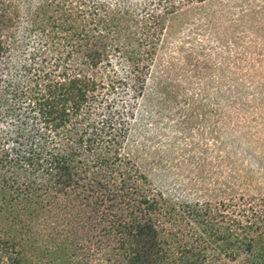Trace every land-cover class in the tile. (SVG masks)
Masks as SVG:
<instances>
[{
    "label": "rangeland",
    "instance_id": "rangeland-1",
    "mask_svg": "<svg viewBox=\"0 0 264 264\" xmlns=\"http://www.w3.org/2000/svg\"><path fill=\"white\" fill-rule=\"evenodd\" d=\"M30 1L34 9L42 0ZM82 1L105 4L101 6H107L108 13L105 18L100 9L83 24L106 29L109 43L120 35L136 46L140 35L134 34V23L128 18L117 23L113 5L120 1L128 9L143 12L157 0ZM15 3L20 15L25 12L24 3ZM25 20L18 23L24 50L34 47L25 39ZM159 38L156 50L151 43L143 46L149 55L144 72L136 69L133 59L138 55L111 56L97 69V82L106 86L99 95L105 93L107 102L91 121L99 126L103 119L112 120L113 126L99 127L102 137L116 144L100 147L98 153L77 151L91 161L116 152L118 164L113 170L104 165L96 168L103 176L101 182L121 190L111 213L122 222L157 218L169 242L177 241L178 249L190 250L188 263L264 264V0L191 3L168 20ZM21 57L5 63L2 81L20 79ZM73 62L83 69L78 57ZM121 80L126 85L112 90L113 82L118 85ZM9 101L7 95L0 113ZM15 130L11 127L6 138L14 137ZM67 143L61 148H76ZM125 189L128 194L123 197ZM99 195L104 200V190ZM63 199L72 206V201ZM153 200L161 201L158 211L147 209L146 203ZM63 206L66 209L56 208L54 214L68 213L70 223L60 220L53 229L49 218L43 220L49 214L46 209L39 223H29L38 243L49 246L62 240L60 260L37 250L39 260L44 264H130L129 251L120 242L123 229L103 234L100 225L89 224L95 223L92 207H78L70 216L71 208ZM86 215L94 216L84 219L82 227L78 223ZM85 230L93 238L84 236ZM68 239H74L73 246ZM112 256V263L107 262Z\"/></svg>",
    "mask_w": 264,
    "mask_h": 264
},
{
    "label": "trees",
    "instance_id": "trees-1",
    "mask_svg": "<svg viewBox=\"0 0 264 264\" xmlns=\"http://www.w3.org/2000/svg\"><path fill=\"white\" fill-rule=\"evenodd\" d=\"M20 1L25 5L23 13L27 17L19 14L15 0H0V108L7 95L10 97L9 107L0 113V264L46 263L36 256L37 250L47 253L51 259L60 260L62 240L58 238L49 246L38 243L31 235L29 223H39L40 214L46 209L49 214L43 220L49 218L55 229L58 221L70 219L68 213L54 214L56 208L66 209L63 204L71 208L70 216L78 207H92L95 223L89 224L100 225L103 234L110 235L118 227L119 232L123 229L125 235L120 242L129 251L130 264H191L185 260L190 250L178 249L177 241L169 242L170 238L157 218L152 217L145 223L138 218L122 222L118 214L111 213L121 190L101 182L103 176L96 168L104 165L113 170L118 164L116 152L109 150L111 153L101 154L91 161L77 150L98 153L100 147L116 144L111 139L105 140L100 133L99 126H113L112 120L103 119L99 126L91 121L92 115L98 114L107 102L103 99L105 93L99 95V90L106 86L97 82V69L110 61L111 56L138 55L133 59L136 69L144 72L149 67L145 65L149 55L143 46L151 43L156 50L155 40L160 39L168 20L185 6L203 0H157L145 6L143 12L115 2L112 9L116 22L128 18L137 29L134 34L140 35L136 46L127 44L120 35L109 43L106 29L98 30L83 24L88 17L98 15L100 9L107 18V6H101L105 4L42 0L32 9L30 0ZM25 18L28 19L25 20L28 24L24 28L25 39L27 44H34L26 50L25 42L20 38L22 27L18 25ZM115 32L120 33L116 28ZM21 54L20 79L11 83L2 81L7 70L5 63ZM75 56L82 61L83 69L74 66ZM121 81L118 85L114 81L112 90L120 88V84L126 85ZM99 116L104 118L106 115ZM11 127L16 129L15 136L6 138ZM65 143L67 146L72 143L76 148L64 150L61 146ZM95 187H98L97 192ZM100 190H104V200L103 195H99ZM127 194L128 189L123 190V197ZM62 195L72 201L73 207L61 202ZM160 204L159 200L146 203L149 211H158ZM126 205L130 207L132 202L128 200ZM94 215H86L78 224L84 227V221ZM83 235L93 238L88 230ZM74 239H68V243L74 245ZM97 241L100 243V239ZM79 247L76 244V249ZM28 251L34 256L27 257ZM113 258L109 257L107 262L112 263Z\"/></svg>",
    "mask_w": 264,
    "mask_h": 264
}]
</instances>
